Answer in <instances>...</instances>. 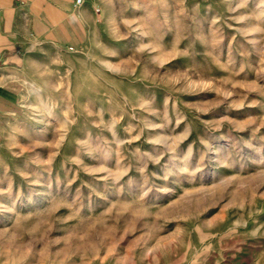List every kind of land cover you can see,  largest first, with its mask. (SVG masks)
<instances>
[{
	"label": "rangeland",
	"instance_id": "374dc122",
	"mask_svg": "<svg viewBox=\"0 0 264 264\" xmlns=\"http://www.w3.org/2000/svg\"><path fill=\"white\" fill-rule=\"evenodd\" d=\"M0 122V264H264V0H90Z\"/></svg>",
	"mask_w": 264,
	"mask_h": 264
},
{
	"label": "crops",
	"instance_id": "0c3cea01",
	"mask_svg": "<svg viewBox=\"0 0 264 264\" xmlns=\"http://www.w3.org/2000/svg\"><path fill=\"white\" fill-rule=\"evenodd\" d=\"M0 0V122L23 91L24 64L33 47L78 51L94 19L90 0Z\"/></svg>",
	"mask_w": 264,
	"mask_h": 264
},
{
	"label": "built area",
	"instance_id": "2783aa9c",
	"mask_svg": "<svg viewBox=\"0 0 264 264\" xmlns=\"http://www.w3.org/2000/svg\"><path fill=\"white\" fill-rule=\"evenodd\" d=\"M84 2V0H75V5L80 6L82 3Z\"/></svg>",
	"mask_w": 264,
	"mask_h": 264
}]
</instances>
